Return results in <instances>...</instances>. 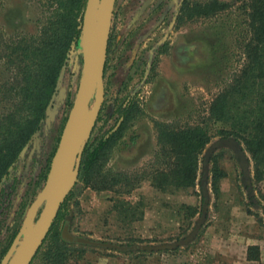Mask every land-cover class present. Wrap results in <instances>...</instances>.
<instances>
[{"label": "rangeland", "instance_id": "obj_1", "mask_svg": "<svg viewBox=\"0 0 264 264\" xmlns=\"http://www.w3.org/2000/svg\"><path fill=\"white\" fill-rule=\"evenodd\" d=\"M43 2L0 0V31L4 38L35 34L48 11ZM93 2L97 8V2ZM178 2L113 1L102 70V98L81 141L78 165L52 228L61 239L62 229L66 228L73 237L100 242L125 243L137 238L152 240L149 244L169 243L184 237L198 218V213H191L200 204L197 192L203 152L216 137L210 138L199 157L193 188L175 189L162 183L158 186L150 177L153 168H163L153 122L201 124L211 132L209 103L242 63L244 16L236 1L212 16L179 23L174 16ZM79 50L77 45L68 50L59 93L45 108L39 130L30 136L16 161L0 178V261L25 209L43 184L70 106L66 104L67 91L71 102L79 78ZM9 77L0 61V83ZM96 94L89 102L87 114L94 106ZM7 106L6 101L0 100V113ZM123 109L131 112L123 113ZM124 117L130 121L105 154L102 169L136 176L134 186L126 190L121 183L101 187L95 181H85L79 176L84 148L94 146L106 130L117 127L118 120ZM213 153L217 154V165L224 175L216 180L213 190L208 171L206 215L190 242L172 250L139 254L65 240L79 249L70 254L68 264H264V170L255 178L248 162L244 179L227 148ZM244 155L248 158L247 153ZM210 166L208 162L207 170ZM248 192L252 200L248 199ZM46 242L47 239L42 240L37 250ZM36 252L29 264L39 263ZM244 253L253 261L245 262Z\"/></svg>", "mask_w": 264, "mask_h": 264}, {"label": "trees", "instance_id": "obj_2", "mask_svg": "<svg viewBox=\"0 0 264 264\" xmlns=\"http://www.w3.org/2000/svg\"><path fill=\"white\" fill-rule=\"evenodd\" d=\"M43 1L48 11L35 34H18L6 39L0 31V61L10 73L9 79L0 83V100L8 103L0 113V178L16 161L30 136L39 130L59 69L70 45L76 46L79 38L84 0ZM236 1H239L244 16L245 31L240 41L242 63L209 103L207 113L211 132L201 124L178 126L173 122H153L157 153L163 157V170L153 168L150 174L155 185L193 188L199 157L212 136L229 141L223 148H227L236 161L240 152L247 166L251 163L255 178L264 170V0H179L174 16L179 23L190 18H205ZM70 103V92L67 91L66 104ZM122 111L131 112L130 109ZM128 121L126 117L118 120L117 127L106 130L94 146L84 148L79 163L81 178L95 181L101 187L121 183L128 190L134 186L136 176L102 169L105 154L121 136ZM216 155L210 153L207 160L211 163L208 171L213 190H216V180L224 175L217 165ZM198 186L200 204L197 209L192 208L191 214L198 213L199 216L202 213L205 217L206 211H201L199 182ZM248 199L252 200L249 192ZM59 209L43 239H47L45 246L36 252L38 264H68L70 254L79 250L61 239L57 230H52ZM185 209L189 206L185 205ZM150 241L132 238L117 245L127 247L141 242L149 244ZM117 251L152 252L141 249Z\"/></svg>", "mask_w": 264, "mask_h": 264}, {"label": "water", "instance_id": "obj_3", "mask_svg": "<svg viewBox=\"0 0 264 264\" xmlns=\"http://www.w3.org/2000/svg\"><path fill=\"white\" fill-rule=\"evenodd\" d=\"M88 1L89 0H85L81 14L79 38L77 41L78 48L82 21L87 10ZM113 1L114 0L97 1V15L94 22L92 42L90 48L86 52L79 50L81 55L79 78L65 120L59 132L56 145L51 154L43 184L25 209L19 227L5 255L1 259L0 264H29L56 215L63 195L71 180L72 173L76 171L81 141L89 131L94 114L102 98V70L105 60ZM72 46L74 45L71 44L70 47ZM64 68L65 64H62L56 77L49 103H51V100L58 91V85L62 78ZM95 92L97 94L94 99V106L87 114L89 102ZM228 142L227 140L215 139L203 152L199 178L200 192L202 195L201 211L203 212L206 211L208 202V192L206 188L208 155L216 149L223 147L225 144H228ZM237 155V163L241 169V175L246 179L247 163L240 152L237 153ZM262 210L264 212V207H262ZM203 220L204 215L201 213L195 220L190 231L184 237L169 243L135 244L125 247L117 245V243L76 238L71 236L66 228L62 229L61 236L66 241H77L90 245L112 248L114 250H172L175 247H180L190 242L195 237ZM27 223H29L30 228L23 234L22 232Z\"/></svg>", "mask_w": 264, "mask_h": 264}, {"label": "bare ground", "instance_id": "obj_4", "mask_svg": "<svg viewBox=\"0 0 264 264\" xmlns=\"http://www.w3.org/2000/svg\"><path fill=\"white\" fill-rule=\"evenodd\" d=\"M95 1L97 2L98 0ZM96 15H97V8L95 7L93 0H89L86 13L83 17L82 26H81V35L79 39V48L80 51L82 52H86L90 48L92 38L94 35V22L96 19ZM60 86H61V82L58 85V93ZM28 228H30L29 223H27L22 233L24 234Z\"/></svg>", "mask_w": 264, "mask_h": 264}, {"label": "crops", "instance_id": "obj_5", "mask_svg": "<svg viewBox=\"0 0 264 264\" xmlns=\"http://www.w3.org/2000/svg\"><path fill=\"white\" fill-rule=\"evenodd\" d=\"M244 259L246 260L245 262H251V261H253V259H247L246 257H245V253H244ZM199 264H201L200 262H199ZM202 264H207L206 262H202ZM243 264H246V263H243ZM248 264V263H247Z\"/></svg>", "mask_w": 264, "mask_h": 264}]
</instances>
